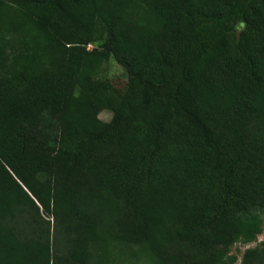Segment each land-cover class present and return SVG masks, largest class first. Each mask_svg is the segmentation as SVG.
<instances>
[{"label":"trees","instance_id":"1","mask_svg":"<svg viewBox=\"0 0 264 264\" xmlns=\"http://www.w3.org/2000/svg\"><path fill=\"white\" fill-rule=\"evenodd\" d=\"M261 234L264 0H0V264H235Z\"/></svg>","mask_w":264,"mask_h":264},{"label":"rangeland","instance_id":"2","mask_svg":"<svg viewBox=\"0 0 264 264\" xmlns=\"http://www.w3.org/2000/svg\"><path fill=\"white\" fill-rule=\"evenodd\" d=\"M106 37H98L94 41L90 42L87 45L88 51L93 50H101L104 47V43H106ZM79 71L74 70L72 73V79L70 83V90L73 93H76L78 90V80ZM93 82L98 85L100 90H105L106 96H108L110 100V106H106L101 109L98 114V119L102 122L110 121L112 117V109L111 107H116L127 86V78L124 75L123 69L115 62V60L110 57L107 61L103 62L97 71L93 75ZM264 238V234L258 236L257 241L255 243L249 245H241L235 244L231 248V254L235 255L237 258V262L235 264H240V257L244 250L248 247H253L256 243L260 242Z\"/></svg>","mask_w":264,"mask_h":264}]
</instances>
